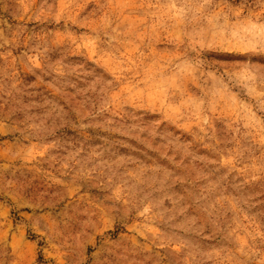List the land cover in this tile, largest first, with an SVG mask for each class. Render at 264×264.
<instances>
[{
    "label": "rangeland",
    "instance_id": "374dc122",
    "mask_svg": "<svg viewBox=\"0 0 264 264\" xmlns=\"http://www.w3.org/2000/svg\"><path fill=\"white\" fill-rule=\"evenodd\" d=\"M0 264H264V0H0Z\"/></svg>",
    "mask_w": 264,
    "mask_h": 264
}]
</instances>
